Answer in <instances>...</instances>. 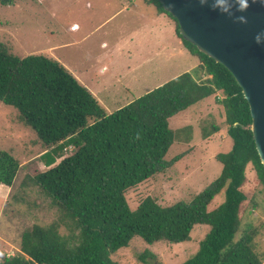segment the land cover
Returning <instances> with one entry per match:
<instances>
[{"label": "trees", "instance_id": "obj_1", "mask_svg": "<svg viewBox=\"0 0 264 264\" xmlns=\"http://www.w3.org/2000/svg\"><path fill=\"white\" fill-rule=\"evenodd\" d=\"M145 2L174 21L184 46L199 58L202 77L184 71L112 112L58 60L19 56L0 41V101L16 107L45 150L41 157L48 168L33 179L68 227L61 234L58 223L33 225L22 232L19 254L5 256L1 264H121L111 255L132 237L181 243L191 239L196 224L209 230L197 252L180 264H262L259 227L240 230L247 164L264 190L248 102L228 69L182 38L176 19L158 0ZM209 96L221 103L233 141L229 151L216 155L219 175L188 201L163 206L146 196L132 209L126 191L184 154L165 159L176 136L169 119ZM67 145L74 151L51 166ZM18 169V161L0 150V183L11 186ZM223 188L224 200L210 208Z\"/></svg>", "mask_w": 264, "mask_h": 264}, {"label": "rangeland", "instance_id": "obj_2", "mask_svg": "<svg viewBox=\"0 0 264 264\" xmlns=\"http://www.w3.org/2000/svg\"><path fill=\"white\" fill-rule=\"evenodd\" d=\"M156 12L144 0H0V41L19 56L36 53L58 60L112 112L179 73L201 76L200 61L193 64L197 58L189 51L186 56L177 52L174 21ZM169 124L176 136L165 159L184 154L126 191L132 209L146 196L163 206L190 200L219 175L216 155L232 147L222 105L214 96L173 115ZM41 147L16 107L0 101V150L19 163L13 184H0V264L7 254H19L22 232L33 225L54 222L59 233H68L60 208L33 179L48 168ZM73 151L72 145L64 147L59 157H52L51 166ZM245 170L240 230L259 227L264 249V190L250 163ZM224 198L223 188L210 208ZM208 230V225L196 224L191 239L181 243H147L134 236L111 257L121 264H180L197 252ZM144 252L148 257L142 261L139 256Z\"/></svg>", "mask_w": 264, "mask_h": 264}, {"label": "water", "instance_id": "obj_3", "mask_svg": "<svg viewBox=\"0 0 264 264\" xmlns=\"http://www.w3.org/2000/svg\"><path fill=\"white\" fill-rule=\"evenodd\" d=\"M176 19L183 39L221 63L233 75L249 105L251 131L264 166V43L255 35L264 31V2L256 0L245 13L248 22L232 19L199 0H158Z\"/></svg>", "mask_w": 264, "mask_h": 264}, {"label": "clouds", "instance_id": "obj_4", "mask_svg": "<svg viewBox=\"0 0 264 264\" xmlns=\"http://www.w3.org/2000/svg\"><path fill=\"white\" fill-rule=\"evenodd\" d=\"M255 3L256 0H251ZM264 2V0H262ZM201 6L207 5L213 11H218L222 15H226L232 19L233 23L248 22L245 15H237V13H245L251 6L249 0H199ZM257 44L264 43V31L257 33L254 37ZM139 136V134H137ZM9 256V254H7ZM14 255V254H12Z\"/></svg>", "mask_w": 264, "mask_h": 264}, {"label": "crops", "instance_id": "obj_5", "mask_svg": "<svg viewBox=\"0 0 264 264\" xmlns=\"http://www.w3.org/2000/svg\"><path fill=\"white\" fill-rule=\"evenodd\" d=\"M144 2H145V0H144ZM146 3V2H145ZM148 4V3H147ZM150 5H152V4H150ZM154 6V5H153ZM155 7V6H154ZM156 10H157V8H156ZM156 14H157V16L158 17H160L161 16V14L162 13H160V12H156ZM163 14H165V13H163ZM166 15V14H165ZM164 17V16H163ZM166 17H168V19H171L168 15H166L164 18H166ZM172 20V19H171ZM178 39V41H177V46H176V49H177V52L179 53V54H181V55H188V50H187V48L186 47H184L183 45V43H182V41H181V39L178 37L177 38ZM186 51V52H185ZM191 55V54H190ZM192 57L194 56V55H191ZM194 57H196L197 58V62H194L193 61V64H195V63H198V60H199V58L197 57V56H194ZM200 77H202V73H201V76ZM203 77H205V76H203ZM84 85V84H83ZM225 140V138H223V141ZM222 141V140H221ZM233 145V144H232ZM232 148V147H231ZM45 150L44 149H42V148H40V150H39V152H40V154H43V152H44ZM60 160V159H59ZM59 162V161H58ZM57 162V163H58ZM56 163V164H57ZM55 165V164H54ZM46 166V165H45ZM221 170V169H220ZM1 185H5V184H2V183H0ZM5 186H8V185H5ZM2 238L0 237V240H1Z\"/></svg>", "mask_w": 264, "mask_h": 264}]
</instances>
